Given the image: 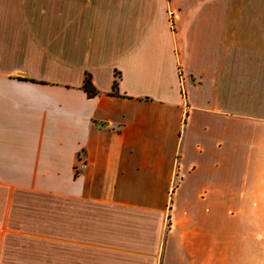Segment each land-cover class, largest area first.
Segmentation results:
<instances>
[{"label":"crops","instance_id":"1","mask_svg":"<svg viewBox=\"0 0 264 264\" xmlns=\"http://www.w3.org/2000/svg\"><path fill=\"white\" fill-rule=\"evenodd\" d=\"M0 264H264V0H0Z\"/></svg>","mask_w":264,"mask_h":264},{"label":"trees","instance_id":"2","mask_svg":"<svg viewBox=\"0 0 264 264\" xmlns=\"http://www.w3.org/2000/svg\"><path fill=\"white\" fill-rule=\"evenodd\" d=\"M117 86H118V82L116 80V78H114L113 80V84H112V91L110 94L116 96L118 95L117 92ZM82 91L87 95L88 98H93L95 97L97 94H99L98 90L94 87V84L91 80V76L89 74H85L84 79H83V85H81ZM77 175V172H75V176Z\"/></svg>","mask_w":264,"mask_h":264},{"label":"built area","instance_id":"3","mask_svg":"<svg viewBox=\"0 0 264 264\" xmlns=\"http://www.w3.org/2000/svg\"><path fill=\"white\" fill-rule=\"evenodd\" d=\"M180 79H181V84H183V79H182V76H180Z\"/></svg>","mask_w":264,"mask_h":264}]
</instances>
